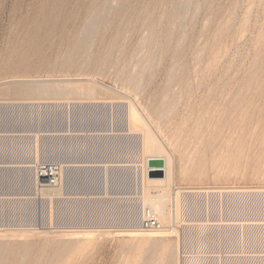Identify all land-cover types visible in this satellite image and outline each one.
<instances>
[{"label":"rangeland","instance_id":"rangeland-1","mask_svg":"<svg viewBox=\"0 0 264 264\" xmlns=\"http://www.w3.org/2000/svg\"><path fill=\"white\" fill-rule=\"evenodd\" d=\"M90 82L97 88L96 103L72 102V98L67 99L69 103L48 95L26 99L15 93L23 88ZM168 84L176 85L173 93ZM178 87L183 88L179 96ZM173 94L182 102L173 101ZM164 96L168 99L163 100ZM166 99L172 101L166 104ZM128 101L148 121L171 157L175 177L169 192L176 188L264 190V0H0V175H37L44 165L60 167L62 175H99L110 169L101 166L139 163V128L129 131L124 120ZM194 197L204 198L203 210H209L213 224H257L212 225L207 227L214 232L201 233L195 226H186L187 214L205 219L200 203L194 206ZM217 197L223 205L215 201ZM185 198L192 199V210L183 214L179 205L174 221L168 223L171 233L154 247L152 242L142 239V244L141 239L116 233L95 238L92 244L79 241L81 246L77 239L64 237H56L53 244L43 241L41 233L35 232L36 236L25 230L35 235L33 239L11 237L18 240L13 244L6 237L17 233L14 230L4 232L6 237L0 240V262L179 264L181 252L189 259L206 257L208 237L209 242H218L209 250L224 251L236 264L243 256L239 264H264V194H188ZM158 246L165 249L159 252Z\"/></svg>","mask_w":264,"mask_h":264},{"label":"built area","instance_id":"built-area-1","mask_svg":"<svg viewBox=\"0 0 264 264\" xmlns=\"http://www.w3.org/2000/svg\"><path fill=\"white\" fill-rule=\"evenodd\" d=\"M136 162L130 165L111 162L109 166H101L110 167L109 172L104 170L99 175H62V169L54 165L41 167L46 175H0V232L25 230L61 234L96 230L113 234L138 229L169 233L170 226H165L148 203H144L142 180L143 176L148 177L149 168L146 175H137ZM90 167L91 170L96 168ZM148 192L155 195L153 190ZM176 199L172 204L168 201L167 215L177 213L179 205L183 214L188 209V213L192 210V199L188 200L183 195ZM193 199L194 206L200 203L199 212L205 216L203 220L211 223L209 210H203L204 198ZM216 200L221 203L220 206L223 205L218 197ZM225 200L228 201V198ZM196 227L201 233L214 232L208 227L207 230ZM215 233L220 235L218 231ZM208 242L207 237L204 244L208 245L205 248L207 251H204L206 257L189 259L181 253L180 264H236L232 258L226 257L229 254L224 251L217 249L219 251L215 253L212 248L209 250L212 244L218 242Z\"/></svg>","mask_w":264,"mask_h":264},{"label":"bare ground","instance_id":"bare-ground-1","mask_svg":"<svg viewBox=\"0 0 264 264\" xmlns=\"http://www.w3.org/2000/svg\"><path fill=\"white\" fill-rule=\"evenodd\" d=\"M226 24H227V22H226ZM219 36V35H218ZM222 36V35H221ZM221 36H219L220 38H221ZM216 37V36H215ZM214 37V38H215ZM218 38V37H217ZM220 38L218 39L219 41H220ZM216 39H214L213 40V42L215 41ZM212 42V43H213ZM215 43H216V41H215ZM216 45V44H215ZM205 63V62H204ZM211 63H213L214 64V62H212L211 61ZM208 64L206 63V65L205 66H207ZM212 67V66H211ZM213 68V67H212ZM212 68H210V69H212ZM205 70H206V67H205ZM207 70H209L208 68H207ZM170 71V70H169ZM173 71V70H172ZM171 72V71H170ZM207 72V71H206ZM206 72H204V73H206ZM210 72V71H209ZM172 73V72H171ZM174 73V72H173ZM176 73H177V71H176ZM169 74V73H168ZM168 74H167V76H168ZM180 74H181V72H180ZM172 75H175V74H172ZM177 75V74H176ZM176 75L174 76V78L176 77ZM182 75V74H181ZM171 76V75H170ZM178 76H179V78H180V75H179V72H178ZM178 76L176 77V78H178ZM182 77V76H181ZM183 77H185V76H183ZM171 78V77H170ZM170 78H168L167 77V79H168V81L170 80ZM178 78V79H179ZM187 78H184V80H186ZM180 80H182V79H180ZM180 80H178L179 82H181ZM203 80V79H202ZM172 81H174L173 79H172ZM172 81L170 82V83H172ZM201 81V80H200ZM175 82H177V81H175ZM188 83H189V81H187ZM203 82V81H202ZM201 82H199V84H200ZM205 83V82H204ZM203 83V84H204ZM92 83L90 82V84L89 83H68V84H64V85H59V84H54V85H44V86H42L41 88H39V86H38V89L37 90H35V87H34V89L33 90H29V89H32V88H23V87H20V88H23V89H26V90H23V89H20V90H22V91H19V90H17L15 93L17 94V95H20L21 97L23 96L24 98L26 97V99H41V98H45L47 95H48V98L49 99H63V100H66L67 102H69L70 103V101H68L67 99H71V101L73 102L74 101V99L76 100V99H78V101H79V99H82L83 101H84V99H85V101H87V100H89L90 102H92V103H96V100L98 99V97H97V91H96V86L94 85V86H92L91 85ZM172 84H176V83H172ZM181 84V83H180ZM183 84H184V82H183ZM185 84H187V83H185ZM184 84V85H185ZM170 84H168V87H170L169 86ZM178 85H179V83H178ZM177 85V86H178ZM184 85H182V87L184 86ZM188 85V84H187ZM198 85V84H197ZM210 85V84H209ZM226 85V84H225ZM225 85H224V87H225ZM176 86V85H175ZM175 86H174V88H172V85H171V87L169 88V89H171L170 91H171V93H173L172 92V90L173 89H175ZM180 86V85H179ZM202 86V85H201ZM201 86H200V90H201ZM98 87V86H97ZM186 87H188V86H186ZM190 87V86H189ZM197 87V86H196ZM203 87V86H202ZM224 87H223V89H224ZM96 88V89H95ZM100 88V87H99ZM178 88H180L179 90H177V92L178 91H182V89L183 88H181V87H178ZM209 89H207V90H212L213 88H216V87H213L212 89H211V87H208ZM18 89V88H17ZM101 89V88H100ZM104 89V88H103ZM168 88L166 87V90H167ZM99 90V89H98ZM105 90L106 89H104V93L106 94V92H105ZM189 90V89H188ZM196 90V89H195ZM206 90V89H205ZM216 90V89H215ZM217 90H219V87L217 88ZM100 91V90H99ZM101 94H103V90L101 89ZM170 91H169V94H170ZM185 91V90H184ZM222 91L223 90H221V93H222ZM21 92V93H20ZM175 92V91H174ZM177 92H175V93H177ZM193 91H191V95L192 94H194V93H192ZM198 92V91H197ZM214 92V91H213ZM219 92V91H218ZM165 93H168V92H165ZM204 93V92H203ZM208 93V92H207ZM99 94V93H98ZM109 94H110V92H109ZM112 94V93H111ZM179 94H180V92H178L177 93V95L179 96ZM200 94V93H199ZM205 94V93H204ZM211 94V91H210V93L208 94V95H210ZM214 94H216V96H218L217 95V92L215 93L214 92ZM106 95H108V94H106ZM112 95H115V94H112ZM112 95H110V97H111V99H112ZM117 95V94H116ZM115 95V96H116ZM166 95V94H165ZM171 96H172V94H170ZM170 95H166V96H168V98H169V96ZM190 95V94H189ZM206 95V94H205ZM204 95V96H205ZM207 95V96H208ZM212 95V94H211ZM210 95V96H211ZM51 96V97H50ZM104 97V99L106 98V96L105 95H103ZM114 96V99L115 98H118L117 96L115 97ZM166 96H164V98H162L163 100L165 99V98H167ZM170 96V97H171ZM176 97V94L174 95L173 94V97ZM177 96V97H178ZM201 96V95H200ZM220 96V95H219ZM218 96V97H219ZM102 97V96H101ZM101 97H99V101H100V99H101V101H105V100H102V98ZM172 97V98H173ZM175 97H174V99H173V101L175 100ZM194 97V96H193ZM196 97V96H195ZM212 97V96H211ZM213 97H215V96H213ZM212 97V99H214ZM228 97V96H227ZM229 97H230V95H229ZM238 97V96H237ZM47 98V97H46ZM121 99H122V97H120ZM167 98V99H168ZM172 98H170V99H172ZM185 98H187V97H185ZM190 98H191V96H190ZM189 98V100H192V99H190ZM221 98V97H220ZM233 98H235V97H233ZM109 100H110V98H108ZM113 99V100H114ZM120 99V100H121ZM166 99V100H167ZM180 99H183V98H180ZM201 99H203L202 98V96H201ZM206 99L207 100H209V97H206ZM211 99V98H210ZM211 99V100H212ZM217 100L216 101H218V98H216ZM124 100V99H123ZM125 100H127V99H125ZM165 100V101H166ZM186 100H188V98L186 99ZM194 100H196V98L194 99ZM204 100V99H203ZM210 100V101H211ZM229 101H230V98L228 99ZM62 101V100H61ZM81 101V100H80ZM83 101H82V103H83ZM85 101H84V103H85ZM98 101V100H97ZM107 101V100H106ZM112 101V100H111ZM116 101V100H115ZM117 101L118 102H120L119 101V98L117 99ZM162 101V100H161ZM172 100H167L166 101V104L168 103V102H171ZM177 101H178V99H177ZM176 100H175V102H177ZM65 102V101H64ZM71 102V103H72ZM76 102V101H75ZM75 102H74V104H75ZM89 102V103H90ZM127 102V101H126ZM126 102H124L123 101V103H126ZM179 103L180 102H182L181 100L180 101H178ZM191 102V101H190ZM197 102V101H196ZM206 102H208V104H210V103H213V101H211L210 103H209V101H206ZM235 102V101H234ZM81 103V104H82ZM83 103V104H84ZM88 103V102H87ZM86 103V104H87ZM98 103H100V102H98ZM104 103V102H103ZM102 103V104H103ZM106 103V102H105ZM107 103H109V101L107 102ZM110 103H112V102H110ZM198 103V102H197ZM200 103V102H199ZM201 103L203 104V101H201ZM200 103V105H202ZM217 102H215L214 104H216ZM227 103V102H226ZM68 104V103H67ZM174 104V103H173ZM187 104H189V102L187 101ZM222 104V103H221ZM224 104V103H223ZM235 104V103H234ZM241 104V103H240ZM69 105V104H68ZM67 105V106H68ZM72 105V104H71ZM71 105H70V107H71ZM94 105V104H93ZM163 105V104H162ZM189 105H191V103L189 104ZM192 105H194L193 103H192ZM200 105H199V108H200ZM66 106V105H65ZM74 106V105H73ZM166 106V105H165ZM169 106H171V104L169 105ZM168 106V107H169ZM173 106V105H172ZM172 106H171V108H172ZM178 106V104L176 105V107ZM180 106V105H179ZM178 106V107H179ZM196 106V105H195ZM204 105H202V107H203ZM205 106H207V105H205ZM211 106V105H210ZM236 106V105H235ZM242 106V105H241ZM164 107V106H163ZM175 107V106H174ZM181 107V106H180ZM182 107H183V105H182ZM187 107V106H186ZM192 107H194V106H192ZM201 107V108H202ZM215 107H217V105L215 106ZM214 107V108H215ZM226 107V106H225ZM184 108V107H183ZM183 108H182V110H183ZM211 108H213V105H212V107ZM220 108V107H219ZM236 108H238V106L236 107ZM240 108V107H239ZM242 108V107H241ZM161 109V108H160ZM173 109V112H175L174 110H176V108L174 109V108H172ZM172 109H170L171 111H172ZM187 109H188V107H187ZM195 109V108H194ZM194 109H192V110H194ZM217 109V108H216ZM124 110V109H123ZM163 110H164V108H163ZM166 111L168 110V109H165ZM180 110H181V108H180ZM191 110V109H190ZM196 110V109H195ZM194 110V111H195ZM197 110H198V108H197ZM201 110V109H200ZM212 110V109H211ZM210 110V111H211ZM215 110V109H214ZM226 110V109H225ZM231 110V109H230ZM235 110V109H234ZM169 111V110H168ZM171 111H169V112H171ZM179 110H177V112H178ZM184 111V110H183ZM199 111V110H198ZM208 111V110H207ZM236 111V110H235ZM241 111V110H240ZM169 112H164V113H168V116H169V114H171V113H169ZM172 112V113H173ZM181 112V111H180ZM187 112V111H186ZM185 112V113H186ZM203 112V111H202ZM213 112V111H212ZM222 112H223V110H222ZM233 112V111H232ZM242 112V111H241ZM161 113V112H160ZM189 113V112H188ZM193 113V112H192ZM191 113V114H192ZM198 113H201V112H198ZM217 113V112H216ZM225 113H226V111H225ZM224 113V114H225ZM236 113V112H235ZM235 113L233 114V115H235ZM240 113V112H239ZM156 114H157V112H156ZM182 114V112L180 113V115ZM191 114H189L188 116H190ZM196 114V113H195ZM195 114H193V116L195 115ZM202 114V113H201ZM200 114V115H201ZM206 114H209V112L208 113H205V115ZM211 114V113H210ZM159 115H161V114H159ZM162 115H163V113H162ZM165 115V114H164ZM172 115V114H171ZM175 115H176V113H175ZM214 115V114H213ZM232 115V116H233ZM241 115V114H240ZM156 116H158V115H156ZM166 117H167V114L165 115ZM165 116H162L163 118L165 117ZM173 117H174V114L172 115ZM171 116V117H172ZM177 116V115H176ZM192 116V115H191ZM197 116H198V114H197ZM207 116V115H206ZM216 116V115H215ZM221 116V115H220ZM230 116V115H229ZM237 116V115H236ZM244 116V115H243ZM162 117L160 118L159 117V119H162ZM200 117V116H199ZM211 117H212V114H211ZM210 117V118H211ZM214 117V116H213ZM238 117V116H237ZM245 117V116H244ZM177 118V117H176ZM183 118H185V117H183ZM187 118V117H186ZM194 118H195V116H194ZM194 118L192 119V120H194ZM206 118V117H205ZM215 118V117H214ZM217 118V117H216ZM221 118V117H220ZM233 118H235V116L233 117ZM240 118V117H239ZM243 118V117H242ZM175 119V118H174ZM197 119V118H196ZM208 119V118H207ZM124 120L127 122V126H128V129H129V131H132V130H134L135 128H139V132H140V134L138 135V150H137V152L139 153V155H140V161H139V163L137 164V165H135V167H137V170H138V173H137V175H146V171L148 170V160L149 159H162L163 160V162H164V176L162 177V178H149V177H146V176H143V180H142V183H143V186H142V190H143V194H144V203H148V205L153 209V211L157 214V216L159 217V219H160V221L162 220L163 222H165L167 225H168V223L170 222V224H171V220H173L174 221V219H175V215H176V213H172V214H170V216H168L167 215V213H166V207H167V203H168V201H170V204H172V203H174V202H176L177 201V197H181L182 195L183 196H187L188 194H195V195H199V196H201V195H207V194H212V195H224V194H231V195H241V194H250V195H252V194H264V190H252V191H246V190H233V191H212V190H197V191H187V190H182V188H176L177 190H175V192H169L170 191V188L173 186V184H174V177H175V170H174V167H173V163H172V160H171V157H170V155L167 153V151H166V149H165V147H164V145H163V143L160 141V139L157 137V135L155 134V132H154V130L152 129V127L150 126V124L148 123V121H146V119H144V117H143V115L137 110V108L131 103V102H129L128 101V104H127V106H126V108H125V117H124ZM178 120H179V118H178ZM177 120V121H178ZM187 120H189V119H187ZM202 120V119H201ZM215 120V119H214ZM231 120H232V118H231ZM236 120L237 119H235V122H236ZM241 120V119H240ZM243 120H245V118L243 119ZM183 121V122H182ZM204 121V120H203ZM202 121V122H203ZM209 121V120H208ZM246 121V120H245ZM181 124L183 125V127L185 126L184 124H186V123H184V120H181ZM187 122V121H186ZM201 122V123H202ZM207 122V121H206ZM212 122V121H211ZM223 122H224V120H223ZM231 122V121H230ZM237 122H238V120H237ZM184 123V124H183ZM245 123V122H244ZM244 123H243V125H244ZM180 123L178 122V125H179ZM188 124V123H187ZM197 124V123H196ZM200 124V123H199ZM221 124V123H220ZM223 125H224V123H222ZM221 124V125H222ZM233 124V123H232ZM202 125H203V123H202ZM208 125V124H207ZM206 125V126H207ZM228 125V124H227ZM246 125V124H245ZM187 126H189V125H187ZM213 126V125H212ZM212 126H210V128L209 129H211V127ZM178 127V126H177ZM180 127V126H179ZM202 127V126H201ZM242 127V126H241ZM241 127H240V129H241ZM246 126H244L243 127V129L245 128ZM192 128H193V126H192ZM198 128H200V126L198 127ZM207 128V127H206ZM182 129V128H181ZM189 129V128H188ZM187 129V130H188ZM191 129V128H190ZM218 129V128H217ZM222 129V128H221ZM242 129V130H243ZM208 130V128L206 129V131ZM189 131V130H188ZM209 132H210V130H208ZM205 132V131H204ZM208 132V133H209ZM245 132V131H244ZM200 133H201V131H200ZM216 133V132H215ZM188 134V133H187ZM206 133H204V135H205ZM186 135V134H185ZM189 135V134H188ZM202 135H203V133H202ZM209 135H210V133H209ZM220 136V135H219ZM188 138H189V136H187ZM203 137V136H202ZM205 137V136H204ZM216 137V136H215ZM201 138V137H200ZM219 138V137H218ZM187 139V138H186ZM190 139V138H189ZM188 139V140H189ZM191 140H192V138H191ZM203 140V139H202ZM186 141V140H185ZM184 141V142H185ZM183 142V143H184ZM188 143V142H187ZM193 149H195V148H193ZM190 171V170H189ZM188 174H189V172H188ZM37 175H46L45 174V172L43 171V170H39L38 171V173H37ZM152 189H154L153 191L155 192L154 194L155 195H150V194H148V193H151V192H148V191H150V190H152ZM146 193H147V195H146ZM169 197H170V200H169ZM171 213V212H170ZM178 216V215H177ZM161 221V222H162ZM188 222H190L188 225L189 226H198V227H202V226H204V227H207V226H214V224H211V223H208V222H204L203 221V219L202 220H200V219H196V218H189V220H188ZM234 221H232V222H222V223H218V224H215L216 226H220V225H228V226H237V227H252V225H254V224H257V223H253V221L251 222V221H244V222H242V221H238V222H236V223H233ZM260 223H258V225H259ZM166 225V226H167ZM185 225V224H184ZM262 225V224H261ZM264 225V224H263ZM170 226V225H169ZM194 227V228H195ZM169 230V229H168ZM22 231V230H21ZM173 231V230H172ZM169 233H163V232H146V231H143V230H138V229H136V230H130V231H119V232H117L116 234L118 235L117 237H122V238H124V237H129V238H131L132 240H136V239H141V242H142V244L144 243L143 241H142V239L143 240H146V241H149V242H152V243H154L153 244V247H154V245H156L155 243H157L158 241H161L160 239H162L163 241H164V239H165V237H167L168 236V234H170L171 233V226H170V231H168ZM30 233H33V234H35V232H30ZM44 234V235H41V234ZM9 235L11 234L10 232L8 233ZM8 234H6V235H8ZM32 234V235H33ZM37 235H39L40 234V237L41 238H43V241H45V242H51L52 241V243H53V241H54V239L57 237H59V238H61V237H64V238H67V239H77L78 240V244H79V241H81L82 243H84V244H87V243H91L92 244V242L94 241V239L95 238H98V237H100V236H102V235H104V234H106V232H102V231H96V230H84V231H80V232H74V233H61L60 235H58V236H47L44 232L42 233V232H39V234H38V232L36 233ZM35 234V235H36ZM59 234V233H58ZM173 234V233H172ZM5 234H4V232H3V234L2 233H0V237H2L0 240H3L6 236H4ZM29 235L28 234V232H18L17 231V233H12L11 234V236H8V238L6 237V239H11L12 240V238H17V239H24V238H28V239H30V238H32L33 236H35V235ZM36 235V236H37ZM46 235V236H45ZM57 235V234H56ZM29 236H30V238H29ZM111 236V235H110ZM178 236V235H177ZM10 237V238H9ZM12 237V238H11ZM36 238V237H35ZM34 238V239H35ZM39 240H41V238H39V237H37ZM56 238V239H57ZM5 239V240H6ZM27 239V240H28ZM33 239V238H32ZM31 239V240H32ZM38 239H36V240H38ZM63 239V238H62ZM15 240V239H14ZM14 240H12V242H13V244H14ZM25 240V239H24ZM26 240V241H27ZM31 240H29V241H31ZM58 240V239H57ZM57 240H55V243H56V241ZM66 240V239H65ZM7 241V240H6ZM18 240H16V242H17ZM25 241V242H26ZM61 241V240H60ZM64 241V240H63ZM130 241V240H129ZM163 241H162V243H161V246H162V244H163ZM8 242H10V240L8 241ZM11 242V243H12ZM16 242H15V244H16ZM23 242V241H22ZM65 242V241H64ZM71 241H69L68 243H70ZM80 242V243H81ZM1 243L3 244V243H5V241L4 242H2L1 241ZM18 243V242H17ZM159 243V242H158ZM176 243V242H175ZM178 243V242H177ZM2 244H1V246H2ZM54 244V243H53ZM58 245L59 244H61V243H57ZM64 244V243H63ZM65 244H67V241H66V243ZM72 244V243H71ZM168 244V243H167ZM80 246H81V244H79ZM139 245V244H138ZM164 245V244H163ZM62 246H64L65 247V245H62ZM67 246V245H66ZM70 246V245H69ZM82 246H83V244H82ZM86 246V245H85ZM84 246V247H85ZM89 246V245H88ZM137 246V245H136ZM140 246H141V244H140ZM161 246H158L159 248L158 249H160V251L159 252H161V250L163 249H165V247L163 248V247H161ZM77 247H78V245H77ZM148 247V246H147ZM168 246H166V248H167ZM169 247H171V244L169 243ZM176 247V246H175ZM177 247H178V244H177ZM69 248V247H68ZM79 248V247H78ZM137 248V247H136ZM152 249V248H151ZM157 249V250H158ZM173 249H174V247H173ZM177 249V248H176ZM167 250V249H166ZM178 250V249H177ZM152 251V250H151ZM4 252V251H3ZM170 252V251H169ZM173 252V251H172ZM176 252V250L173 252V253H175ZM178 253V252H177ZM182 253V252H181ZM166 254V253H165ZM180 254V253H179ZM3 255V254H2ZM175 255H177V254H175ZM166 256H168V255H166ZM178 256V255H177ZM240 256V255H239ZM1 257V256H0ZM180 257V256H179ZM234 257H236V256H234ZM238 257V256H237ZM176 258V257H175ZM178 259V258H177ZM177 259H176V263H178L177 262ZM181 259V258H180ZM0 264H1V262H0ZM180 264V263H179Z\"/></svg>","mask_w":264,"mask_h":264},{"label":"water","instance_id":"water-1","mask_svg":"<svg viewBox=\"0 0 264 264\" xmlns=\"http://www.w3.org/2000/svg\"><path fill=\"white\" fill-rule=\"evenodd\" d=\"M147 165L149 178H162L164 176V162L162 159H149Z\"/></svg>","mask_w":264,"mask_h":264}]
</instances>
